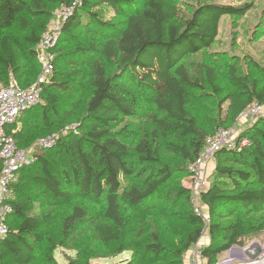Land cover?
<instances>
[{"label":"trees","instance_id":"1","mask_svg":"<svg viewBox=\"0 0 264 264\" xmlns=\"http://www.w3.org/2000/svg\"><path fill=\"white\" fill-rule=\"evenodd\" d=\"M46 1L69 10L61 22L60 43L76 32L94 34L96 40L70 49H53L54 74L43 86L41 102L18 118L16 123L22 122L20 128L17 124L11 126L15 128L13 139L22 148L32 138L28 133V128H33L31 122L36 120L38 126L48 130L47 135H42L46 137L63 128L68 113L78 110V127L56 138L61 157H52L44 150L34 153V163L22 168L12 184L9 202L13 211L7 216L8 234L0 239V264H31L33 259L40 264H57L55 250L61 247L65 251L89 230L99 243L115 248V253L129 251V257L118 264H155L168 252L159 231L147 233L142 225L128 227L122 207L153 210L158 204L177 207L180 200L185 208L186 225L178 235L173 254L176 264H182L184 254L199 240L204 228L189 200L192 183L189 167L209 136L187 108L188 90L208 92L207 88H211L213 94L219 91L212 68L205 67L202 81L191 77L182 60L214 42L222 15L243 14L248 7L235 11L231 6L205 2L196 6L189 17L179 19L176 0H0V66L11 72L20 87H27L40 71L35 48L47 29L44 24L33 29L26 15H49ZM103 3L115 16L124 15L121 25L119 20L103 17L106 15H102V9H93ZM14 26L28 33L27 51L35 66L33 76L28 77L17 61L14 39L8 32ZM104 61L115 62L118 76L130 77L151 96L159 115H151L150 137L147 133L135 137L127 126L111 128L120 116H135L138 107L133 99H128L116 76L106 72ZM58 63L75 67L76 74H80L77 81L86 70L85 97L76 89L73 79L56 78ZM259 71L260 83L239 75L233 66L229 68L236 91L220 100L218 114L227 102L230 124L251 103L264 105V68L259 67ZM9 76L0 75L5 82L2 84H7ZM57 91H63L65 99L60 100ZM69 94H75L74 99ZM64 105L69 109L57 116L58 108ZM50 115L58 120L55 128ZM257 120L264 127V116ZM250 130L251 135L246 136L247 130L237 138L235 147L216 152L212 179L201 194L210 233L209 242L200 249L205 258L203 264H216L232 246L243 247L252 234L264 230V131L256 127ZM168 136L177 141L171 144L180 160L172 167L161 163L155 141L157 137ZM242 139H246L245 144H241ZM180 175L189 176L188 184L172 185ZM23 188L31 189L33 198L28 199ZM74 194L104 199L102 220H92L82 229L85 226L79 223L86 222L87 211L74 203L61 220L60 239L45 237L43 230L51 210ZM35 201L40 202V207L44 203L48 211L42 214ZM249 212H261L256 224L247 218ZM146 235L148 239H144ZM40 243H46L47 248L38 252L36 246ZM64 254L68 264H90L77 254Z\"/></svg>","mask_w":264,"mask_h":264},{"label":"rangeland","instance_id":"2","mask_svg":"<svg viewBox=\"0 0 264 264\" xmlns=\"http://www.w3.org/2000/svg\"><path fill=\"white\" fill-rule=\"evenodd\" d=\"M211 2L220 6H231V10L240 11L241 9L248 7V10L243 14H225L219 18L218 33L214 42L207 48L198 50L194 54H190L187 58H184L182 62L188 69L189 74L193 78H200L204 81L205 78V67L213 69L215 74V83L218 85L219 91L217 94H213L211 88H207L208 92H200L196 89L188 90V110L195 116L198 124L205 130L209 136L214 135L219 127L228 129L231 131L233 138H237L242 135L244 131H249L246 136L252 134L251 127H256L258 130L264 131V127L258 124V120H244L237 118L234 123L230 124L228 120V108L227 102L221 106L222 113L218 114V104L220 100L236 91V87L230 80L228 71L231 66L236 69L239 75L248 76L249 78H255L260 83L262 81L259 67L264 68V0H176L178 7V18H187L191 15L196 6L201 3ZM46 7L50 10L49 15L45 16H27L29 24L33 29H37L40 24H44L45 27L49 28L57 20V13L61 9L65 8L62 5L54 2L46 1ZM66 9V8H65ZM93 9H102V15L111 21H120V25L123 22L124 15L115 16V13L110 10V7L103 3ZM12 38L14 39V46L17 53V61L20 63L23 71L28 74V77L32 75V71L35 69L33 58H30L27 48H29V42L27 40L28 33L21 30L18 26H14L8 30ZM60 35L53 47L64 49H70L75 45L85 44L88 41H95L96 36L90 33L76 32L72 38H64L60 43ZM57 44V45H56ZM106 72L108 74L115 75L117 82L125 89V94L128 99L134 100V103L138 107V112L135 116H120L115 123L111 124V128H117L127 126L131 129L132 135H140L147 133L150 137L153 125L151 122V115H159L156 111L154 104L152 103L151 96L140 86L136 85L130 77L118 76V66L115 62L104 61ZM57 71L56 76L59 81L73 79L76 89L82 93L81 96L85 97L88 92L87 77L84 75L86 70H83L80 81H77L80 74H76L78 71L75 67H69L66 64L58 63L56 65ZM11 72L2 70L0 66V75L3 78H7ZM85 76V77H84ZM0 83H5L0 80ZM32 83V82H31ZM77 83V85H76ZM204 85L207 87L206 83ZM59 99H65L63 91H57ZM66 93V92H65ZM68 94V93H66ZM74 99L75 94H69ZM68 105L61 106L58 108L56 115L65 113ZM65 108V109H63ZM35 111V110H33ZM36 113V112H32ZM39 112L36 113V115ZM78 110L68 113L65 118V124L60 130L53 131L59 136L63 134V131L69 129H76ZM264 116V107H263ZM50 122L52 128L59 125L58 120L50 115ZM63 118V120H64ZM220 121V122H219ZM22 122H18L17 127L22 126ZM32 124L33 128H28V133L31 134L28 140L25 142V146L22 148L29 149L30 151L37 153L48 151V153L55 158H60L61 155L57 153L58 148L55 144L44 147L39 144V139L44 135H47V131L42 126H38V122L35 120ZM220 123V125H219ZM89 125V124H86ZM217 125H219L217 127ZM36 134V135H34ZM44 134V135H43ZM49 134V133H48ZM43 135V136H42ZM235 140V141H236ZM24 141V140H23ZM156 147L159 154V158L162 164L172 167L180 162L178 155L173 151L171 143H177V141L168 137H157ZM23 145V144H22ZM21 145V146H22ZM48 149V150H47ZM215 162H210L208 170H205L203 182L208 185L212 179V171ZM38 167V166H37ZM208 167V166H207ZM33 171V169H32ZM189 181V176L180 175L175 177L172 181V185L186 186ZM24 193L28 199L33 198L31 189L23 188ZM164 190H162L163 192ZM40 199V197H38ZM35 205H39V210L42 214H45L48 210L45 208V204L40 202H34ZM77 203L82 205L87 211L86 222H80L79 224L85 226L89 225L92 220L101 221L103 218V212L106 207L104 199L93 200L91 198H82L76 194L69 199V201L60 202L51 210L50 219L45 224L43 232L45 237L57 241L61 237V220L68 213L69 206ZM178 202V206H169L165 204H158L153 210H146L141 206L130 207L124 205L123 215L126 220V224L129 226L140 227L144 226L145 232L149 233L151 230L159 231L162 241L167 245L168 252L162 255L161 258L155 264H176L177 258L174 256V249L178 235L184 231L185 228V217L184 206ZM37 211V208H36ZM206 212V211H205ZM260 213L253 214L249 212L248 219L252 218L251 223L256 224ZM264 216V214H263ZM85 226L82 229H85ZM148 235L144 239H148ZM210 233L208 226L203 232V235L199 239V243L205 245L209 242ZM248 243H257L259 246L264 248V230L252 236L247 240ZM247 243V244H248ZM70 248L65 251L61 247L57 248L54 252L57 264H68L66 256L77 254L82 257L84 261L90 264H118L121 260L129 257V251H123L121 253H115V248H109V246L99 243L93 233L89 230L79 235L75 241L69 244ZM195 244L192 245L189 250L184 254L182 264H192L191 259L194 258ZM37 251H43L47 248L46 243H40L36 246ZM228 255V251L224 253ZM219 257L218 260H220ZM219 262V261H218ZM218 262L216 264H218ZM228 264H233V260H228ZM31 264H40L39 260H32Z\"/></svg>","mask_w":264,"mask_h":264},{"label":"built area","instance_id":"3","mask_svg":"<svg viewBox=\"0 0 264 264\" xmlns=\"http://www.w3.org/2000/svg\"><path fill=\"white\" fill-rule=\"evenodd\" d=\"M68 11L63 8L57 13L56 22L42 33L40 41L36 45V60L40 66L36 79L27 87H20L15 78L10 75L7 84H0V239L8 234L7 216L13 211L9 202L13 195L11 186L17 181L19 171L34 163L36 158L34 152L17 146L12 136L15 128H11V126L16 124L18 118L25 111L42 100L43 86L50 82L54 74L53 47L61 32V22ZM263 107L264 105L253 102L240 113L238 118L255 121L263 116ZM64 133L65 131H63ZM57 137L58 135L52 133L38 141L40 145L48 147L55 144ZM235 140L230 130L218 128L214 135L206 138L201 152L189 167L192 177L189 200L194 213L202 219L204 226L202 235L209 222L201 201V194L206 189V184L203 182L205 170L210 162H215L216 152L223 148L235 147ZM240 142L245 144L246 139H242ZM250 245L248 243L243 248L248 249ZM202 246L204 245L199 243V240L195 243L192 264L204 263L205 258L200 253ZM230 259L233 260V264H264V248L255 259L238 257Z\"/></svg>","mask_w":264,"mask_h":264},{"label":"water","instance_id":"4","mask_svg":"<svg viewBox=\"0 0 264 264\" xmlns=\"http://www.w3.org/2000/svg\"><path fill=\"white\" fill-rule=\"evenodd\" d=\"M262 247L259 246L257 243H252L248 249H244L243 247L239 246H232L229 250V258L232 257H238L241 259L249 258V259H255L258 254L261 252ZM222 264V263H218Z\"/></svg>","mask_w":264,"mask_h":264},{"label":"crops","instance_id":"5","mask_svg":"<svg viewBox=\"0 0 264 264\" xmlns=\"http://www.w3.org/2000/svg\"><path fill=\"white\" fill-rule=\"evenodd\" d=\"M0 84H2V83H0ZM17 129H18V128H17ZM208 168H209V165H208V167L206 168V170H208ZM204 211H206L205 208H204ZM232 258H237V256H236V257H232ZM228 260H230V258H229V253H228V255H223V257L219 260L218 263L228 264V263H226V262H228ZM231 260H232V259H231Z\"/></svg>","mask_w":264,"mask_h":264}]
</instances>
